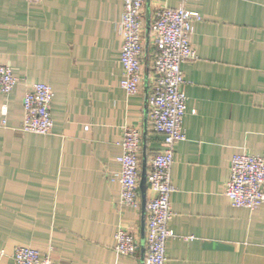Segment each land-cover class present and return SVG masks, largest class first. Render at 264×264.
<instances>
[{
  "label": "crops",
  "instance_id": "0c3cea01",
  "mask_svg": "<svg viewBox=\"0 0 264 264\" xmlns=\"http://www.w3.org/2000/svg\"><path fill=\"white\" fill-rule=\"evenodd\" d=\"M180 3L144 0V22ZM122 5L0 0V63L17 78L0 94L1 264H14L18 245L54 264H143L145 213L118 203V141L124 124L138 127L141 173L162 135L147 118L150 34L140 91L120 86ZM184 8L200 19L190 34L196 57L181 64L185 138L174 145L165 264H264V202L235 207L224 193L234 154L264 158V0H185ZM37 82L53 89L48 134L20 130L23 92ZM151 194L145 183V202ZM119 226L138 240L133 256L114 250Z\"/></svg>",
  "mask_w": 264,
  "mask_h": 264
},
{
  "label": "built area",
  "instance_id": "2783aa9c",
  "mask_svg": "<svg viewBox=\"0 0 264 264\" xmlns=\"http://www.w3.org/2000/svg\"><path fill=\"white\" fill-rule=\"evenodd\" d=\"M37 3L40 0H25ZM184 1L178 7H159L150 22L149 34L154 43L152 67L154 78L147 93V118L152 129L162 135L161 148L149 160L145 182L152 194L145 202V234L143 238V264H165L166 242L171 236L168 222L172 216L170 194L171 165L174 145L185 138L182 125L186 110L185 83L181 64L196 57L190 42L192 24L199 20L197 12L187 11ZM144 0H123L118 22L123 42L120 61L123 77L120 86L126 95H134L141 89L143 77L142 56L145 51L143 18ZM17 78L11 67L0 63V94H8ZM53 89L37 82L27 87L22 95L23 118L21 131L39 134L50 133L53 125L51 103ZM142 135L138 127L122 126L118 141L120 205L138 209L140 203V149ZM224 193L232 206L254 209L264 202V158L246 151L232 156L229 177ZM138 240L128 229L119 226L115 233L114 250L118 254L133 256L138 250ZM0 249V264L5 256ZM14 264H54L49 255H41L29 246H15L10 253Z\"/></svg>",
  "mask_w": 264,
  "mask_h": 264
},
{
  "label": "water",
  "instance_id": "95a60500",
  "mask_svg": "<svg viewBox=\"0 0 264 264\" xmlns=\"http://www.w3.org/2000/svg\"><path fill=\"white\" fill-rule=\"evenodd\" d=\"M149 31H150V19L147 17L145 18V29H144L145 50L147 49V46H148ZM145 85L147 86L146 83ZM145 176H146V161H145V158H143L142 169H141L140 178H139V190L142 195L141 209L143 213H145V183H146Z\"/></svg>",
  "mask_w": 264,
  "mask_h": 264
}]
</instances>
